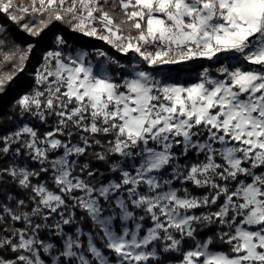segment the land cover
Masks as SVG:
<instances>
[{
  "label": "snow or ice",
  "instance_id": "snow-or-ice-1",
  "mask_svg": "<svg viewBox=\"0 0 264 264\" xmlns=\"http://www.w3.org/2000/svg\"><path fill=\"white\" fill-rule=\"evenodd\" d=\"M0 14L129 58L94 63L54 35L0 134V264H264V0H0ZM34 47L0 53V93Z\"/></svg>",
  "mask_w": 264,
  "mask_h": 264
},
{
  "label": "trees",
  "instance_id": "trees-1",
  "mask_svg": "<svg viewBox=\"0 0 264 264\" xmlns=\"http://www.w3.org/2000/svg\"><path fill=\"white\" fill-rule=\"evenodd\" d=\"M0 23H3L6 29L3 34H0V39L5 41L4 46L0 48V53L7 52L16 46L26 48L29 43L35 45L33 52L26 63L24 71L15 77L14 81L7 86L4 92L0 93V125H3V127H0V134L13 130L14 124L12 121L8 120V117L12 116L17 120L19 119L18 113L13 111L15 101L20 95L31 92L32 87L34 86V73L42 62L43 53L53 47L54 35H63L68 39V43L73 42L76 45H79L90 54L89 58L91 60L95 57L93 52L94 49L103 50L108 53L109 56H112L121 62L127 59V57L116 53L102 41H97L90 37H84L78 33H72L65 25L58 22L50 25L48 29H45L40 37L29 36L27 33L21 31L17 25L8 21L3 14H0ZM110 68L112 71H116L115 66H110ZM191 68L193 70H198V66L195 65ZM12 70L13 64L3 62L2 56H0V72H12ZM31 120L40 132L49 130L47 126L40 124L38 120H34L32 118Z\"/></svg>",
  "mask_w": 264,
  "mask_h": 264
},
{
  "label": "rangeland",
  "instance_id": "rangeland-1",
  "mask_svg": "<svg viewBox=\"0 0 264 264\" xmlns=\"http://www.w3.org/2000/svg\"><path fill=\"white\" fill-rule=\"evenodd\" d=\"M68 48H69L70 50L74 49V50H79V51H86V50L82 49L79 45H76V44L73 43V42H72V43H68ZM93 52H94V54H95V57H94V59L92 60L94 63H99V62L103 61V58H102V57L97 58V56H96V50H95V49L93 50ZM73 54H74V53H73ZM113 58H114V57H113ZM41 61H42V60H41ZM122 62H123V63H128V62H129V58L127 57V59L124 60V61H122ZM41 63H42V62H41ZM191 67H192V66H190V67L188 68L187 71L190 72V73H191V77L194 78L195 75H196V71H197V70H193ZM173 75L175 76V72H173ZM186 78H188V77L185 75V73H181L180 76L178 77L179 80H185ZM24 122H28V123H30V124H32V125L34 126V124H33V122H32V120H31L30 117L25 118Z\"/></svg>",
  "mask_w": 264,
  "mask_h": 264
}]
</instances>
